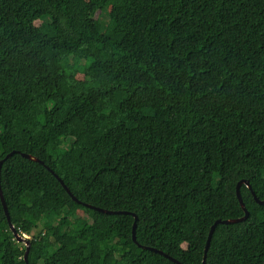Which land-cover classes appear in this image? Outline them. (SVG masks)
<instances>
[{
  "label": "trees",
  "instance_id": "obj_1",
  "mask_svg": "<svg viewBox=\"0 0 264 264\" xmlns=\"http://www.w3.org/2000/svg\"><path fill=\"white\" fill-rule=\"evenodd\" d=\"M14 151L43 163L4 161L10 221L43 228L27 263L0 197V264H202L246 215L238 183L264 201V0H0ZM240 192L249 218L205 264H264V205Z\"/></svg>",
  "mask_w": 264,
  "mask_h": 264
},
{
  "label": "water",
  "instance_id": "obj_2",
  "mask_svg": "<svg viewBox=\"0 0 264 264\" xmlns=\"http://www.w3.org/2000/svg\"><path fill=\"white\" fill-rule=\"evenodd\" d=\"M16 153L20 154L23 158H26V159H28V160L35 161V162H39V163H43V162H41L39 159H37L36 157H33L32 155H29V154H26V153H21V152H16V151H14V152H11L10 154H8V155L5 157V159L2 160V161L0 162V176H1V170H2V166H3L4 161L8 160L10 157H12V156H13L14 154H16ZM52 173H53V174L56 176V178L60 181L61 185H63V187L66 188L68 192H70L69 189L66 187L65 183L59 178V176L56 175L54 172H52ZM244 183L248 185L249 189H250V190L252 191V193L254 194V196H255L257 202H258L259 204H261V205H264V201H260V200H259V198L256 196L255 192H253L252 187H251V185H250V183H249L248 181L243 180V181H241L240 183H238V186H237V196H238L239 202H240L242 208L244 209L246 215H245L243 218H241V219H237V220H224V221H222V220H218V221H216V222L214 223V225L211 227V230H210V233H209V237H208L207 244H206V247H205L204 260H203V263H202V264H205V262H206L207 255H208V251H209V248H210V243H211V240H212V237H213V235H214V233H215V230H216V228H217V226H218L219 224H234V223H240V222H244V221H246V220L249 218V215H250V214H249L248 210L246 209L245 203L243 202V198H242V195H241V192H240V187H241V185L244 184ZM0 197H1V200H2V202H3V205H4V208H5L6 215H7L8 221H9V223H10V228H11V230H12L14 236H15V239L17 240L18 243H23V244L26 245L25 260H26V262L28 263V255H29L30 248H31V242L29 241L28 238H25V237H26L25 235H20V234L17 232L16 228H15V227L13 226V224L11 223V221H10L9 211H8V209H7V206H6V203H5V199H4V196H3V191H2V188H1V182H0ZM73 199H74V201L79 202L75 197H73ZM114 213H117V214H119V213L131 214V215H133V216L135 217V222H134V226H133V240H134L135 243H137V240H136V233H135V231H136V226H137V219H138L137 216L134 215V214H132V213H129V212H110V214H114ZM155 251L158 252V253H160L161 255H164V256L168 257L167 255L163 254V253L160 252V251H157V250H155ZM168 258H170V257H168ZM170 259L173 260L174 262L178 263V264H181L180 262L174 260L173 258H170Z\"/></svg>",
  "mask_w": 264,
  "mask_h": 264
},
{
  "label": "rangeland",
  "instance_id": "obj_3",
  "mask_svg": "<svg viewBox=\"0 0 264 264\" xmlns=\"http://www.w3.org/2000/svg\"><path fill=\"white\" fill-rule=\"evenodd\" d=\"M72 206H74L73 204H71ZM43 226L39 225L30 235H25V238H28L29 240L32 239V237H36L38 236V234L40 233V231L42 230Z\"/></svg>",
  "mask_w": 264,
  "mask_h": 264
}]
</instances>
